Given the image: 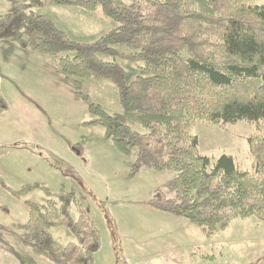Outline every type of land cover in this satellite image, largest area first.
Segmentation results:
<instances>
[{"label":"trees","instance_id":"16d2710c","mask_svg":"<svg viewBox=\"0 0 264 264\" xmlns=\"http://www.w3.org/2000/svg\"><path fill=\"white\" fill-rule=\"evenodd\" d=\"M17 10L0 19V42L25 34L38 35L35 49L56 59L53 73L78 94L84 80L116 85L120 104L134 113L145 133L134 132L124 115H110L89 104L95 120L122 155L137 148L136 167L173 171L175 198L157 190L151 209L180 216L207 236L225 231L237 219L264 222V4L252 0H60L58 5L102 15L115 24L92 43L71 40L45 16L29 19L28 1L15 0ZM111 45L134 51L142 61L127 83ZM8 104L0 89V114ZM249 121L256 132L247 142L252 170L238 169L233 157L214 164L200 155L190 133L197 122L214 125ZM39 187V186H35ZM33 187H25L24 192ZM47 196L43 207L29 203L24 244L54 264H94L101 247L100 231L73 193ZM78 212L77 219L71 214ZM67 229L75 241L60 249L52 230Z\"/></svg>","mask_w":264,"mask_h":264},{"label":"rangeland","instance_id":"374dc122","mask_svg":"<svg viewBox=\"0 0 264 264\" xmlns=\"http://www.w3.org/2000/svg\"><path fill=\"white\" fill-rule=\"evenodd\" d=\"M58 1H28L29 19L45 16L76 42L92 43L107 33L112 21L101 9L93 14ZM128 4L113 0L114 6ZM16 10L15 0H0V19ZM37 38L22 31L0 42V89L8 104L0 114V264H54L24 244L29 203L43 207L47 200L42 188L73 193L90 215L101 235L94 264H264V222L254 217L237 219L209 237L183 217L151 209L149 200L157 190L175 198V172L136 167L137 148L122 155L103 128L89 125L95 120L92 103L110 115H124L134 132L145 133L136 115L122 108L112 82L84 80L80 94L62 83L53 73L56 59L36 51ZM111 47L115 56L99 58L116 61L127 83L143 74L133 50ZM255 132L256 124L249 121L197 122L190 129L200 155L212 164L231 156L242 171L252 170L247 140ZM25 187L33 188L24 192ZM71 214L77 219L75 208ZM52 235L60 249L75 241L65 228H53Z\"/></svg>","mask_w":264,"mask_h":264},{"label":"crops","instance_id":"0c3cea01","mask_svg":"<svg viewBox=\"0 0 264 264\" xmlns=\"http://www.w3.org/2000/svg\"><path fill=\"white\" fill-rule=\"evenodd\" d=\"M93 14H95V12ZM106 27H107V29H106L107 31L103 29L102 32H105V31L108 32V31H110L113 27H115V25L112 22H110L109 25L106 26ZM11 40H13V39H11ZM6 41H9V40H6Z\"/></svg>","mask_w":264,"mask_h":264}]
</instances>
